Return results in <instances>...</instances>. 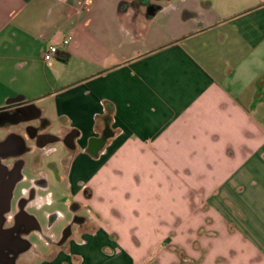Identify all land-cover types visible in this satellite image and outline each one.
<instances>
[{
	"label": "crops",
	"instance_id": "crops-1",
	"mask_svg": "<svg viewBox=\"0 0 264 264\" xmlns=\"http://www.w3.org/2000/svg\"><path fill=\"white\" fill-rule=\"evenodd\" d=\"M153 3L0 0V194L32 264H264V0ZM52 184L62 235L30 211Z\"/></svg>",
	"mask_w": 264,
	"mask_h": 264
},
{
	"label": "flooded vegetation",
	"instance_id": "flooded-vegetation-1",
	"mask_svg": "<svg viewBox=\"0 0 264 264\" xmlns=\"http://www.w3.org/2000/svg\"><path fill=\"white\" fill-rule=\"evenodd\" d=\"M149 11L158 9V5L154 4L153 2L158 0H142ZM10 114V113H9ZM9 114L0 115V121L4 120L5 118L9 117ZM18 113H14V116ZM11 117V116H10ZM28 131L31 133L32 137L36 140L37 144H45V145H51L57 142V138L53 136L48 135H41L38 134V131L36 128H28ZM72 136H68L66 140L70 142L72 139ZM14 153L12 149L8 150L5 149L1 151L0 159L1 157L4 158V160H12L14 161L15 158H11ZM17 165L21 164V161L15 162ZM10 174V175H9ZM1 175V173H0ZM4 183L2 184V190H4L6 187H9V183L12 182L13 178L11 177V172H8V177L4 179ZM11 209V199L9 200V205L6 207V200H1V194H0V264H16L13 260V257H16L17 255H20L24 252H26V244L27 241L24 240L25 238H35L36 242L41 243L42 242V232L39 227H26L23 230H20L18 226V221H20L21 217L13 219V221H10L8 218V214ZM8 226H11L10 228ZM39 229V230H38ZM15 233V234H14ZM42 235V236H41ZM28 240V239H27ZM32 245V243H31ZM30 245L28 244V247Z\"/></svg>",
	"mask_w": 264,
	"mask_h": 264
},
{
	"label": "rangeland",
	"instance_id": "rangeland-1",
	"mask_svg": "<svg viewBox=\"0 0 264 264\" xmlns=\"http://www.w3.org/2000/svg\"><path fill=\"white\" fill-rule=\"evenodd\" d=\"M31 124L36 125L35 122H31ZM25 124H21V126H24ZM55 147L58 149L62 148L61 144H55ZM62 186H57L55 184H52L49 188V192H52L54 195V201L52 204H44L37 208H30V211L33 212L36 217L38 218L40 224H42L43 228H47V226L50 225L51 220L49 216H47V212L49 214L52 213H60L62 214L59 222L54 227L53 231L58 232L60 235L63 234V232L66 230V228L70 225V222L73 221V214L71 213V206L74 202L72 199L67 197V192L64 190ZM43 194H46L47 191L41 190L40 191ZM16 199L13 200V212L17 213L18 209V202L17 199L19 198V193L15 197ZM85 210H81L80 214H83ZM9 215V214H8ZM30 241H36L35 238L29 239ZM39 243V242H38ZM31 244V243H30ZM33 244V243H32ZM34 245H30V248L26 250V252L17 255L16 257H13L16 264H32L34 263L36 259V253H34ZM33 248V249H32Z\"/></svg>",
	"mask_w": 264,
	"mask_h": 264
},
{
	"label": "trees",
	"instance_id": "trees-1",
	"mask_svg": "<svg viewBox=\"0 0 264 264\" xmlns=\"http://www.w3.org/2000/svg\"><path fill=\"white\" fill-rule=\"evenodd\" d=\"M14 113L16 114V120H27L37 117V110L34 106L28 105V106H21L15 110ZM6 115L9 114V111H2L0 112V115ZM21 114V115H20Z\"/></svg>",
	"mask_w": 264,
	"mask_h": 264
},
{
	"label": "built area",
	"instance_id": "built-area-1",
	"mask_svg": "<svg viewBox=\"0 0 264 264\" xmlns=\"http://www.w3.org/2000/svg\"><path fill=\"white\" fill-rule=\"evenodd\" d=\"M72 38L69 37L66 40H64L63 44L68 45L70 44ZM59 54V48L57 46H50L45 52H44V61L49 62L56 58V56Z\"/></svg>",
	"mask_w": 264,
	"mask_h": 264
},
{
	"label": "water",
	"instance_id": "water-1",
	"mask_svg": "<svg viewBox=\"0 0 264 264\" xmlns=\"http://www.w3.org/2000/svg\"><path fill=\"white\" fill-rule=\"evenodd\" d=\"M0 171H3V173L1 172V174H2L1 178H2L4 176V173H5L4 167H0ZM13 187H14V184L13 183L10 184V186L8 187L9 191H12ZM9 200H10V198L7 196L6 197V207L9 205Z\"/></svg>",
	"mask_w": 264,
	"mask_h": 264
}]
</instances>
